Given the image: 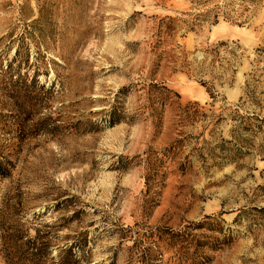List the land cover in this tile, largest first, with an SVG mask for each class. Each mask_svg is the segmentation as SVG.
Listing matches in <instances>:
<instances>
[{
    "label": "rangeland",
    "instance_id": "374dc122",
    "mask_svg": "<svg viewBox=\"0 0 264 264\" xmlns=\"http://www.w3.org/2000/svg\"><path fill=\"white\" fill-rule=\"evenodd\" d=\"M0 155V264H264V0H0Z\"/></svg>",
    "mask_w": 264,
    "mask_h": 264
},
{
    "label": "trees",
    "instance_id": "16d2710c",
    "mask_svg": "<svg viewBox=\"0 0 264 264\" xmlns=\"http://www.w3.org/2000/svg\"><path fill=\"white\" fill-rule=\"evenodd\" d=\"M26 81H15L9 86L10 94L7 96L15 101V113L17 118L15 119L14 127L16 128L17 138L20 140L18 146H23L25 141L30 139H36L41 135H53L55 130L59 128L54 126L50 128V122L55 121L52 116H45L44 109H47L48 104L39 97L37 92L49 93L52 90V86L45 88V85L40 84V82L32 78L30 84L25 83ZM37 120L35 125L29 126V122ZM118 113L115 108L110 109L108 116V122L111 125L119 123ZM0 160V176L3 179H10L12 176V169L14 168L13 163L1 156ZM47 234H41L37 231V234L34 238H31L27 242V249L30 250L31 255L34 256L33 264H47L49 262L46 260L45 251L47 248H50V241ZM81 248L77 246L76 243H71L70 246H67L64 254L65 256L59 258V262L55 264H80L81 258ZM54 259V258H53Z\"/></svg>",
    "mask_w": 264,
    "mask_h": 264
}]
</instances>
